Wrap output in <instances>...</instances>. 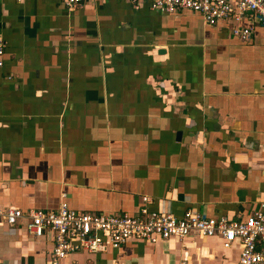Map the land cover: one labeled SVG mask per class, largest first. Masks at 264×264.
<instances>
[{"label": "crops", "instance_id": "crops-1", "mask_svg": "<svg viewBox=\"0 0 264 264\" xmlns=\"http://www.w3.org/2000/svg\"><path fill=\"white\" fill-rule=\"evenodd\" d=\"M149 4L0 0V204L243 220L264 203V26ZM50 233L0 224V264H52ZM60 264H239L193 234Z\"/></svg>", "mask_w": 264, "mask_h": 264}, {"label": "built area", "instance_id": "built-area-1", "mask_svg": "<svg viewBox=\"0 0 264 264\" xmlns=\"http://www.w3.org/2000/svg\"><path fill=\"white\" fill-rule=\"evenodd\" d=\"M68 9H74L87 0H61ZM110 1V0H103ZM132 6L149 4L154 10L175 12L188 9L200 13L204 20L216 24L221 20L232 23L233 34L243 40L253 36V27L243 26V20L257 21L264 26V0H115ZM6 43L0 38V66ZM145 203L137 214L127 212L93 213L77 211L62 200L54 210L29 208L23 210L0 204V224L24 222L27 232L36 237L51 234L52 264L74 252H101L108 247L119 248L130 239L155 242L160 239H184L193 234L218 236L224 247L234 243L239 248V264H264V203L243 220L210 217L187 209L181 216L172 212L151 210Z\"/></svg>", "mask_w": 264, "mask_h": 264}]
</instances>
